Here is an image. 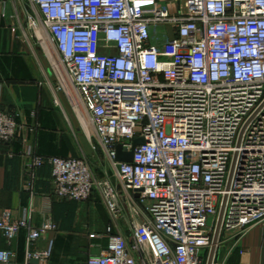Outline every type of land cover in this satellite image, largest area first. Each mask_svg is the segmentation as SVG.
Listing matches in <instances>:
<instances>
[{"label": "built area", "instance_id": "built-area-1", "mask_svg": "<svg viewBox=\"0 0 264 264\" xmlns=\"http://www.w3.org/2000/svg\"><path fill=\"white\" fill-rule=\"evenodd\" d=\"M28 3L27 27L46 42L57 88L82 108L91 148H101L111 175L97 178L84 158L29 149L25 188L33 195L36 173L48 165L56 197L98 193L117 221L113 177L129 206L130 237L111 223L105 250L86 264H203L221 209L218 242L264 228V0ZM18 117L0 108V143L16 138ZM118 147L133 150L131 162L117 160ZM31 212L15 219L0 211V236L24 230L22 264H44L52 240L45 252L32 247L55 226H32ZM14 259L0 250V264Z\"/></svg>", "mask_w": 264, "mask_h": 264}, {"label": "crops", "instance_id": "crops-1", "mask_svg": "<svg viewBox=\"0 0 264 264\" xmlns=\"http://www.w3.org/2000/svg\"><path fill=\"white\" fill-rule=\"evenodd\" d=\"M27 11H32L28 0H0V108L19 114L16 138L0 143V211H9L18 219L30 208L32 226L54 224L55 228L43 232L32 247L33 251L45 252L52 240L49 255L41 263L86 264L90 255L105 250L107 226L112 223L113 232L127 238L130 228L125 214L112 221L96 193L84 201L53 195L48 165L36 173L34 194L25 188L24 166L29 149L45 157L86 159L93 153L91 144L96 143L82 108L75 107L65 91L57 88L58 70L52 66L46 42L33 37L27 27ZM89 165L97 176L100 170ZM90 234L98 236L91 238ZM25 240L24 230L9 239L0 236V250L15 254L11 264L24 262ZM214 261L264 264V228L256 224L240 238L222 235Z\"/></svg>", "mask_w": 264, "mask_h": 264}, {"label": "rangeland", "instance_id": "rangeland-1", "mask_svg": "<svg viewBox=\"0 0 264 264\" xmlns=\"http://www.w3.org/2000/svg\"><path fill=\"white\" fill-rule=\"evenodd\" d=\"M93 143H94V141H93ZM85 160L89 164H91L93 166L95 165L96 168H97V171L100 170V172H98V174L96 176L97 178L100 179V178H103L105 176H110L111 175L110 169H109V167L107 165V162L105 161V158L103 156V153L100 151L99 147H96V150H93V153H92L91 157L90 158H86ZM111 181H112L114 187L118 190V193H119V197H120V200H119L120 215L123 216V214H125V219L127 218V220H128L127 225H128V228H129L130 215H129V206H128V203H127V200H126V195L121 190L120 185H119L118 181L116 180V178L112 177ZM96 194H97L96 195L97 198L101 199V201H102V198H101L100 194H98V193H96ZM210 221L211 220H209V222ZM207 255H208V253L206 252L205 253V258L206 259H207ZM203 264H206V261L203 260Z\"/></svg>", "mask_w": 264, "mask_h": 264}, {"label": "water", "instance_id": "water-1", "mask_svg": "<svg viewBox=\"0 0 264 264\" xmlns=\"http://www.w3.org/2000/svg\"><path fill=\"white\" fill-rule=\"evenodd\" d=\"M143 141L138 139L135 140L132 146V149L135 145L142 143ZM130 150L127 153H123L120 149V147L117 148V160L118 161H123V162H131L132 161V156H133V150ZM222 213H223V209H221L220 214H219V218H218V222L215 228V233L213 236V240H212V244L209 250V254H208V258H207V263L206 264H212L213 258H214V254L216 251V246H217V242H218V237H219V232H220V226H221V219H222ZM39 262L38 259H32L31 263L33 264H37Z\"/></svg>", "mask_w": 264, "mask_h": 264}]
</instances>
